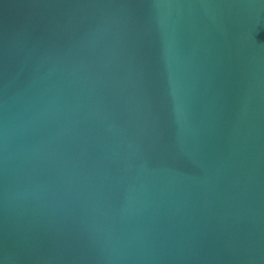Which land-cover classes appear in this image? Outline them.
Wrapping results in <instances>:
<instances>
[{
    "label": "water",
    "instance_id": "95a60500",
    "mask_svg": "<svg viewBox=\"0 0 264 264\" xmlns=\"http://www.w3.org/2000/svg\"><path fill=\"white\" fill-rule=\"evenodd\" d=\"M0 264H264V0H0Z\"/></svg>",
    "mask_w": 264,
    "mask_h": 264
}]
</instances>
